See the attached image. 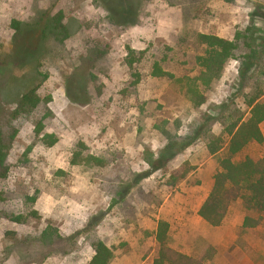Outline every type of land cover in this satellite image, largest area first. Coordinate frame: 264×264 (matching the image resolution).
Returning a JSON list of instances; mask_svg holds the SVG:
<instances>
[{"label":"rangeland","instance_id":"374dc122","mask_svg":"<svg viewBox=\"0 0 264 264\" xmlns=\"http://www.w3.org/2000/svg\"><path fill=\"white\" fill-rule=\"evenodd\" d=\"M104 1L0 0V135L11 142L8 177L0 181V264L91 262L95 252L84 238L66 256L44 247L40 237L49 225L63 238L92 229L114 250L112 264H154L160 221L170 225V246L186 255L213 246L211 264H264V214L238 202L219 228L198 215L223 157L209 154L208 140L227 139L225 127L249 115L244 96L253 93L264 68V0H202L184 7L127 0L131 4L116 21ZM58 15L67 38L44 33ZM238 32L248 34L250 48L241 47L239 60L226 67L202 107L194 108L175 81L152 77L154 63L163 61L175 78L193 77L204 54L198 36L233 40ZM38 84V95L52 98L54 118L45 133L58 142L52 148L36 143L25 158L44 110L20 119L12 114L19 97ZM159 128L196 141L172 162L152 166L146 157L158 160L166 144ZM261 129L264 134V124ZM80 142L107 165L71 166ZM247 156L263 158L264 144L249 146L241 158ZM184 164L193 171L173 186L171 174ZM3 214L22 215L24 222ZM247 217L259 226L245 229Z\"/></svg>","mask_w":264,"mask_h":264},{"label":"trees","instance_id":"16d2710c","mask_svg":"<svg viewBox=\"0 0 264 264\" xmlns=\"http://www.w3.org/2000/svg\"><path fill=\"white\" fill-rule=\"evenodd\" d=\"M166 1L170 6L184 7L193 6L202 0ZM104 3L105 9L112 14L111 21L120 18L122 10H126L131 4L127 0H105ZM13 29L16 32L20 31L21 23L14 22ZM48 32L65 38L69 37L68 28L63 25L62 15H58L46 24L44 33L47 34ZM247 33L238 32L233 40L201 34L198 36L196 43L199 47L204 48V54L197 58L198 73L196 75L177 79L174 75L165 71L163 61L154 63L152 77L175 81L181 87L185 99L194 108H200L206 103V94L222 79L226 67L231 62L239 60L241 47L250 48ZM133 54L134 51L128 49L127 58H132ZM134 62L135 59H132L128 61V65L131 67ZM255 86L251 95L244 96V103L249 109V115L240 117L225 127L227 139L213 136L208 140L207 149L211 156L223 154V157L219 160L221 171L214 176L210 193L198 211L202 221L212 228H219L227 217L229 210L238 202L242 203L244 210L247 212L264 214V157L253 158L247 156L241 158L242 153L249 146L264 144V134L261 129L262 124H264V68ZM17 87V83L12 86L13 89ZM39 88L40 85L38 84L22 94L16 101V109L12 114L14 119H20L32 116L40 108L44 110L41 119L34 124L35 143L28 147L25 158L32 153L36 143L52 148L58 142L55 135L45 133L46 121L54 118V114L49 108L52 98L42 99L38 95ZM165 123L169 125L167 121ZM175 125L179 130V121H176ZM159 130H161L166 144L159 152L158 160H154L152 155L146 157L147 162L152 166L158 161L164 164L172 162L196 141L195 137H179L165 128H159ZM13 139L14 137L11 138V141ZM10 144H7L0 135V181L6 180L8 177L7 159ZM87 151L88 148L84 143H78L73 152L71 166L86 165L102 168L107 165L104 158L91 155ZM191 171L193 169L188 164H184L171 174L170 182L174 186L179 181L186 180ZM37 198L36 196L30 198V203L34 205ZM4 202V194L0 192V203ZM3 218L17 224L24 222L22 215L9 216L3 214ZM259 224L258 220L247 217L244 228L253 229ZM169 232L170 225L167 222L160 221L155 232L154 264H211L217 256V250L213 246H207L197 256H189L179 252L170 246ZM80 238H84L95 252L89 264L113 263L115 259L114 250L88 227L69 238H63L57 228L49 225L42 232L40 242L44 247L50 248L53 254L66 256L76 250L77 241Z\"/></svg>","mask_w":264,"mask_h":264}]
</instances>
